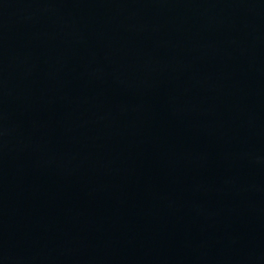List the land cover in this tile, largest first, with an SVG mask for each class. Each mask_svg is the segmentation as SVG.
<instances>
[{
	"label": "water",
	"instance_id": "1",
	"mask_svg": "<svg viewBox=\"0 0 264 264\" xmlns=\"http://www.w3.org/2000/svg\"><path fill=\"white\" fill-rule=\"evenodd\" d=\"M0 264H264V0H0Z\"/></svg>",
	"mask_w": 264,
	"mask_h": 264
}]
</instances>
